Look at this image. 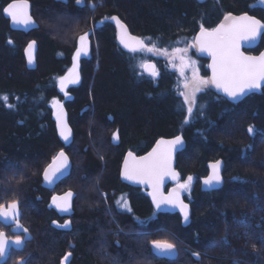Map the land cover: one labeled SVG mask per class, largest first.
Here are the masks:
<instances>
[{
    "label": "trees",
    "instance_id": "obj_1",
    "mask_svg": "<svg viewBox=\"0 0 264 264\" xmlns=\"http://www.w3.org/2000/svg\"><path fill=\"white\" fill-rule=\"evenodd\" d=\"M11 1L0 0V205L18 202L34 238L5 264H17L20 252L22 264H60L69 250L67 264H264V87L239 102L206 87L189 116L179 74L159 57V75L144 73L149 57L124 49L110 19L118 15L145 44L169 51L229 13L249 12L264 23V6L258 0H92L95 7L87 5L91 0H30L38 27L20 31L4 15ZM82 34L91 49L77 64ZM31 41L35 69L25 56ZM263 48L264 32L247 51ZM73 65L80 80L68 88V99L59 81ZM53 100L68 111L70 143L58 136ZM180 133L187 142L176 158L181 183L193 178L183 192L192 211L187 223L180 213L157 212L147 190L120 178L128 151L142 155L160 137ZM62 149L71 173L46 188L43 172ZM218 159L224 184L204 190L201 180ZM66 190L75 194L67 231L53 225L59 215L51 201ZM121 197L128 208L117 205ZM153 240L173 243L177 256H158Z\"/></svg>",
    "mask_w": 264,
    "mask_h": 264
},
{
    "label": "snow or ice",
    "instance_id": "obj_2",
    "mask_svg": "<svg viewBox=\"0 0 264 264\" xmlns=\"http://www.w3.org/2000/svg\"><path fill=\"white\" fill-rule=\"evenodd\" d=\"M77 3H82V0H77ZM28 9L27 0H13L4 9V12L7 13L13 23L27 27L35 23ZM110 19L115 21L122 30L121 43L131 52L143 51L153 54L158 53L161 56H169L173 61L174 68L177 67L175 61H179L178 70L181 77H183L181 82L182 90L179 94L188 105L187 113L189 116L195 104L196 94L208 86H214L231 100L238 101L251 90L260 88L262 83H264V53L255 57L244 55L240 51L241 42L255 40L259 35V29L264 28V23L253 17L247 15L234 17L229 13L224 16V22L215 28L209 29L201 25L200 35L197 38L198 43L194 46H197L201 52H207L212 56L213 63L210 65L212 76L210 79L199 76L195 67V61L186 59L187 47L183 49L175 48L171 53L167 49L157 48L155 44L149 47L143 39L127 34L126 25L118 17H111ZM34 44L35 42L33 41L29 45V51L34 47ZM88 50L89 40L88 35L85 34L79 38V47L75 52L77 64L82 55L86 56L88 54ZM141 67L150 70L149 75L153 77L159 75L155 64L144 63ZM189 68H191L192 72L191 77L185 74ZM78 82L77 65H74L68 74L61 77L59 81L61 89L66 88L68 84ZM52 103L57 109L56 119L59 122L60 135L65 141H68L71 129L67 126L66 113L63 111V106L59 100H53ZM247 131L251 134L254 132V129L249 126ZM118 138V134H114V139ZM178 146L183 147V140L180 136L172 140H160L156 144V147L146 156L136 157L132 152H129V159L124 164L123 175L127 180L150 184L153 188L152 198L156 204V208L160 209L162 204L171 208H178L183 213V219L187 223L189 222L188 205L184 203L181 194L190 190L193 178L188 176L186 182H179V173L173 168L174 153ZM68 167V157L61 151L53 159V162L48 165L47 169H45L44 179L51 184L54 179H60ZM210 167L213 170L212 174L203 183L205 186L216 187L221 181L219 174L220 162L217 161L211 164ZM165 177L176 180L178 185L167 196L160 190ZM72 196L73 193L69 191L62 197H53L52 202L61 212H68L71 208ZM124 201L125 197H121L117 201V205L128 208V205ZM19 215L18 202H12L7 207L0 205V220L5 223L9 221L15 222L16 228L22 229L23 225L18 220ZM69 223L66 222L61 227L67 228ZM141 223L143 222L141 221ZM23 231L27 233L28 230L23 229ZM13 243L17 247H22L24 242L18 237ZM152 245L157 255L171 257L177 254L175 245L167 240H153ZM8 248L9 242L7 237L4 233L0 232V260L7 259ZM67 258L66 256L65 260Z\"/></svg>",
    "mask_w": 264,
    "mask_h": 264
},
{
    "label": "water",
    "instance_id": "obj_3",
    "mask_svg": "<svg viewBox=\"0 0 264 264\" xmlns=\"http://www.w3.org/2000/svg\"><path fill=\"white\" fill-rule=\"evenodd\" d=\"M12 2H13V0H12L10 3H12ZM27 2H28V5H29V9H28L29 14L31 15V17H32V19H33V21H34L35 23H34L33 25H31V26H27V27L24 26V25L15 24V23L12 22L11 18L7 15V13L4 12V15H5L6 17H9V18H10V21H11V28H12V29H14V30H20V31H30V30L35 29V28L38 27V23H37L35 17L33 16V14H32V5H31V2H30V0H27ZM82 3H83V0H82ZM82 3H81V4H82ZM8 4H9V3H8ZM8 4H7V5H8ZM6 7H7V6H6ZM6 7H5V8H6ZM5 8H4V9H5ZM231 15L234 16V17H240V16H243V15H247V16H249V17H253V18H255V19L261 21L259 18H257L256 16H254L253 14H251V13H249V12L231 13ZM115 17H118V18L120 19V21H121L124 25H126L125 22H123V20H122L118 15H116ZM223 18H224V17H223ZM223 22H224V19H222V20H221V21H220L215 27H217L220 23H223ZM261 22H262V21H261ZM262 23H263V22H262ZM114 24H115V27H116V29H117L118 41L120 42L121 46H122L124 49L129 50V49L125 48L124 45L121 43V39H120V37H121V31H122V30H121L120 27L115 23V21H114ZM215 27H213V28H215ZM205 28H207V27H205ZM126 29H127V34H129V35H131V36H134V37H138V38H140L139 36L133 34V33L129 30V28H128L127 25H126ZM209 29H211V28H209ZM263 32H264V28H261V29H259V35L256 37L255 40H252V41H243V42H241V48H240V51L243 52L244 55H247V56H255V57H258V56H260L262 53H264V48H263L259 53H253V52H248V51H247L248 48H252V47L256 46V45L259 43V41H260V39H261V36H262ZM199 35H200V30H199V31L195 34V36H194V40H193V41H194V45H196V44L198 43L197 38L199 37ZM32 42H33V41H31V42L26 46V48H25V56H26V61H27V67H28L29 69H35L36 66H37V42L34 41V42H35L34 47L31 49V51H29V45L32 44ZM194 48H195V51L198 53L199 56H201V57H203V58H208V59H209V62H208L207 67H208V71H209L208 79H210L211 76H212V68L210 67V65H212V63H213L212 56H211L209 53H207V52H201L197 46H194ZM144 63L155 64V66H156V70L158 71V66H157L156 61H154V60H152V59H149V60L145 61ZM142 69H143V68H142ZM143 71H144V73H146V74L149 75V71H150V70L143 69ZM208 87H209L210 90H212V91L215 92L216 94L221 95V96H223V97H225V98L231 100L230 98H228V97L226 96V94H224V93L221 92L220 90L216 89L214 86H208ZM263 87H264V83H262V85H261L260 88H257V89H253V90H251V91L248 92L245 96L241 97L238 101H233V100H231V101H233V102H239L240 100H242L244 97H246V96L249 95L250 93L255 92V91H257V90H259V89H261V88H263ZM67 98H68V99H69V98H72V96H71L70 94H67ZM62 106H63V111L66 113V122H67V126L71 129V135H70L68 141H65V140L61 137V135H60L59 122H58L57 119H56L57 111H56L55 114H54V120H55L56 129H57V133H58V136H59L60 140H61L63 143L67 144V143H70V142L73 141L74 132H73V128H72V126L70 125V122H69L68 111H67L65 105H62ZM177 136H180V137L182 138V140H183V147H179V146H178V147H177V150H176L175 153H174L173 168L175 169L176 172L179 173V182L181 183L182 176H181L180 171H179L178 168H177V159H176V158H177V154L179 153V151L183 150V149L185 148V146H186V143H187V142H186V139H185V137H184V135H183L182 133L177 134V135H175V136H171V137H160L159 139L156 140V142L154 143L153 147H152L148 152H146V153H144V154H142V155H137V154L134 153L133 151H128V152L125 154V156H124V158H123V161H122V164H121L120 178H121V180H122L124 183H126V184H128V185H131V186H133V187L144 188L145 190H147V191H148L149 199H150V201H151V203H152L154 209H155L157 212H161V213H180V214L182 215V217H183V213H181V212L179 211L178 208H171L170 206H166V205H163V204H162L161 207H160V209H157V208H156V204H155V202L153 201V198H152V193H153V188H152V186H151L150 184L138 183V182H135V181L127 180V179H125V177H124V175H123V172H124V164H125V161L129 159V157H128V153H129V152H132L133 155L136 156V157L146 156L149 152L152 151L153 148L156 147V144H157L160 140H162V139H163V140H172V139H174V138L177 137ZM61 151H63V152L66 154V156L68 157V164H69V167H68V169L65 170V174H64L63 176H61L60 179H58V180H57V179H54V181H53L51 184L48 183V182L44 179V172H43V186L46 187V188L54 189V188L56 187V185H57L60 181H62V180L65 179L66 177H68L69 174L71 173V170H72V160H71L70 156L68 155V153H67L64 149L60 150V151L57 153V155H58ZM57 155H56L55 157H57ZM55 157H54V158H55ZM54 158H53V159H54ZM53 159H52V161H51L49 164H51V163L53 162ZM217 161L220 162V168H219V174H220V177H221L220 184H219L218 186H216V187L205 186V184L203 183V181H204L205 179H207V178L212 174V171H213L212 168L210 167V165L213 164V163H215V162H217ZM49 164H48V165H49ZM48 165L46 166L45 169H47ZM223 166H224V162H223L222 159H218V160H216V161H212V162L209 163V173H208L207 176L203 177L202 180H201V185H202V188H203L204 190H214V189H218V188H220V187L223 186V184H224V177H223V174H222ZM44 171H45V170H44ZM58 175H59V174H58ZM177 186H178V185H177V181H176V180H173V179H170V178H168V177H165V179H164V181H163V183H162V186H161V189H160V190L163 192V194H164L165 196H167V195L172 191V189H173V188H176ZM69 191H71V192L73 193V196H72V198H71V208H70V210H69L68 212H61L60 209H58V208L56 207V205L53 204V205H54V208H55V210H56V212H57L60 216H63V217H69V216H72V215H73V213H74V198H75V194H74V192H73L72 190H66V191H64L63 193H60V194H54V195H53V197H62V196H64L67 192H69ZM53 197H52V201H53ZM181 198L183 199L184 203L188 205L189 218H190V217H191V213H192V211H191V205H190V203L185 199V196H184V193H183V192H182V194H181ZM52 203H53V202H52ZM19 213H20V208H19ZM18 218H19V217H18ZM66 222H70V223H69V226H68L67 228L61 227V225H64ZM66 222L63 223V224H60V223H58V222H55V224H56L59 228H61V229H67V230H68V229H71V226H72L71 221L68 220V221H66ZM4 223H5V222H4ZM19 223H20V222H19ZM5 224H7V225H13V224H15V222L9 221V222H7V223H5ZM13 231H15V232H17V233H20V232L23 231V228H22V229H17L16 226H15L14 229H13ZM7 240H8V239H7ZM8 242H9V241H8ZM9 249H10V243H9V248L7 249V257H8ZM176 253H177V252H176ZM158 256H160V257H167V258H175V257L177 256V254H176L175 256H171V257H170V256H164V255H158ZM70 259H71V256H69V258H67V262L70 261ZM6 260H7V259H6ZM6 260H0V264H3Z\"/></svg>",
    "mask_w": 264,
    "mask_h": 264
},
{
    "label": "flooded vegetation",
    "instance_id": "obj_4",
    "mask_svg": "<svg viewBox=\"0 0 264 264\" xmlns=\"http://www.w3.org/2000/svg\"><path fill=\"white\" fill-rule=\"evenodd\" d=\"M76 1V0H75ZM202 2L204 1H206V2H208V1H210L211 2V0H201ZM93 2H92V0L90 1V2H88L87 3V5H89V6H93V4H92ZM220 3L223 5V0H220ZM86 4V0H83V3L81 4V5H85ZM114 17H115V15H114ZM223 18V17H222ZM89 48H90V43H89ZM198 54V53H197ZM199 56V55H198ZM200 58H203V57H201V56H199ZM205 59V61H208L209 62V59L208 58H204ZM207 65H208V63H207ZM63 193V192H62ZM58 194H60V193H58ZM51 201H52V199H51ZM14 202H16V201H14ZM12 203V202H11ZM10 204V203H9ZM9 204H6V205H4L5 207H7ZM53 204V203H52ZM18 205H19V208H20V215H19V218H18V220H19V222H20V224L21 225H23V229H27L28 231H27V233H25L24 231H22V232H20V233H17V232H15V231H13V229H14V227L16 226L15 224H13V225H7V224H5L2 220H0V222L2 223V225H0V232H2V233H4L5 235H6V237H7V239H8V241H9V243H10V249H9V253H8V257H7V260L3 263V264H5V263H7V261L10 259V257H11V253L15 250V249H23V247H24V245L27 243V241L28 240H30V239H33L34 238V233H33V231H32V229H31V227L29 226H27L26 225V223H25V221L23 220V209H22V207H21V205L18 203ZM53 207H54V205H53ZM55 209V208H54ZM56 211V210H55ZM58 214V213H57ZM59 215V214H58ZM68 220H70L71 221V216H69V217H63V216H60L59 215V218H57V219H55L54 221H53V225L57 228V229H60V230H65V231H67V229H61V228H59L56 224H55V222H58V223H60V224H63V223H65L66 221H68ZM71 224H72V222H71ZM71 228H72V226H71ZM68 230H71V229H68ZM19 237V239H21L24 243H23V246L22 247H17V246H15L14 245V241L17 239ZM153 246V245H152ZM70 254V255H69ZM19 256H21V258H19L18 259V261H17V264H22V262H23V260H25V256H24V254H23V252H20L19 253ZM68 257L69 258V256H71V259H72V252L69 250V251H66L65 253H63V256H61L60 257V260H61V262H60V264H67L68 262H67V260H65V257Z\"/></svg>",
    "mask_w": 264,
    "mask_h": 264
},
{
    "label": "rangeland",
    "instance_id": "obj_5",
    "mask_svg": "<svg viewBox=\"0 0 264 264\" xmlns=\"http://www.w3.org/2000/svg\"><path fill=\"white\" fill-rule=\"evenodd\" d=\"M256 5H262V6H264V0H258L257 2H256ZM111 18V17H110ZM83 35H85V34H82L81 36H83ZM80 36V37H81ZM88 40H89V43H90V39H89V37H88ZM78 47H79V44H78ZM149 47H151V45H149ZM185 47H187L188 48V52H187V54H186V59H188V60H190V61H195V67H196V69H197V72H198V75L199 76H201V77H203V78H205V79H208V74H203L202 73V70H201V62H202V60H201V58L198 56V54H197V52L195 51V48H194V43H193V41H191L190 43H187L185 46H181V47H178V48H185ZM78 49V48H77ZM90 49H91V46H90V48H89V50H88V54L87 55H89V53H90ZM174 50V49H173ZM173 50H169L168 52L169 53H171V52H173ZM194 51V52H193ZM144 54H145V56L146 57H149V59H152V60H154L155 61V59L154 58H157V57H159V58H161L162 60H163V62H164V64H165V66H166V68H168V69H171V70H175L178 74H179V76H180V88L179 89H181L182 90V80H183V77H181V75H180V73H179V61L177 60V61H175V63H176V65H177V67H173V61L171 60V58L169 57V56H161V55H159L158 53L157 54H153V53H149V52H144ZM147 60H148V58H147ZM146 60V61H147ZM207 63H208V61H205V66L207 67ZM74 66V65H73ZM73 66H71V68L67 71V73H65V75H63L62 77H64V76H66L67 74H68V72L73 68ZM187 76H189V77H191V75H192V72H191V68H189V69H187L186 70V73H185ZM78 75H79V73H78ZM79 80H80V75H79ZM75 84H77V83H75ZM75 84H68L67 86H66V88H64V89H61V91H62V93L65 95V94H67V92H69V90H68V88L70 87V86H72V85H75ZM61 88V87H60ZM209 88V87H208ZM199 93V92H198ZM197 93V94H198ZM197 94H196V96H197ZM60 101V103H61V105H63V102L61 101V100H59ZM187 107H188V105H187ZM193 107H194V105H193ZM193 107H192V110H193ZM55 108V107H54ZM57 111V109L55 108V112ZM192 114V113H191ZM187 181V180H186ZM185 181V182H186ZM182 183H184V182H182ZM191 184H192V181H191ZM190 188H191V185H190ZM188 192V191H187ZM15 260V258H13L12 259V261H14Z\"/></svg>",
    "mask_w": 264,
    "mask_h": 264
},
{
    "label": "bare ground",
    "instance_id": "obj_6",
    "mask_svg": "<svg viewBox=\"0 0 264 264\" xmlns=\"http://www.w3.org/2000/svg\"><path fill=\"white\" fill-rule=\"evenodd\" d=\"M80 5H81V3H80ZM193 43H194V41H193Z\"/></svg>",
    "mask_w": 264,
    "mask_h": 264
}]
</instances>
